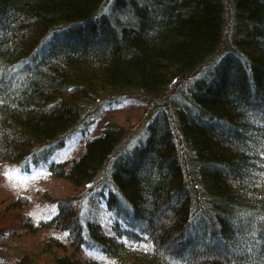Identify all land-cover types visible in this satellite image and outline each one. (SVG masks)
Returning a JSON list of instances; mask_svg holds the SVG:
<instances>
[{"label":"trees","instance_id":"16d2710c","mask_svg":"<svg viewBox=\"0 0 264 264\" xmlns=\"http://www.w3.org/2000/svg\"><path fill=\"white\" fill-rule=\"evenodd\" d=\"M108 2L0 0V165L28 173L104 107L161 99L136 147L107 124L72 162L49 165L76 190L54 214L0 212V225L63 235L11 264H264V0H233L232 36L222 0L135 1L119 25L103 20ZM98 179L106 222L82 209Z\"/></svg>","mask_w":264,"mask_h":264},{"label":"rangeland","instance_id":"374dc122","mask_svg":"<svg viewBox=\"0 0 264 264\" xmlns=\"http://www.w3.org/2000/svg\"><path fill=\"white\" fill-rule=\"evenodd\" d=\"M135 1L140 5L146 3V0H109L103 8V20L111 21L115 25L134 21L132 3ZM222 3H224L226 35L232 36L235 32V25H237L235 4L233 0H222ZM200 75L201 73H198L191 79L198 78ZM186 85L184 84L183 87L185 88ZM182 88L181 85H178L166 91L164 96L168 95L169 104L172 105L176 101L181 102L180 99L184 94V91L181 90ZM175 96L177 98L172 100ZM110 101L106 98L104 103L107 104ZM155 102L152 99L148 100L147 97L144 99L136 97L134 93L133 95L124 97L118 103H114L111 108L104 107L103 111L98 113V115H96L95 111L96 116L92 120L79 125L77 132L72 134L64 147L52 152L51 155L42 159L39 164H31L28 173H25L27 171V165L17 166L10 163L0 165V212L3 216L7 213H10V215L20 214L23 216L22 219L25 218V220L26 213L35 218H43V216H51L54 214L56 201L61 197L73 195L76 190L65 180L51 177L48 172L49 165L52 162H72L74 158L79 157L83 153L85 142L93 138V136L101 134L104 126L107 124H111L122 130V136L124 137L122 146L126 147L131 145L130 147H136L137 143L147 136V122L160 109L161 99L157 97ZM103 106L102 102L90 105L88 107L90 108L89 111H86L84 114L85 117L93 108ZM97 187H103V183L99 179L89 185V191L88 189L86 190L87 193L84 200L82 199L81 201L83 203V213L85 214V218L96 217L101 222H106L108 217L113 215V212L108 210L104 199L93 195ZM46 194L49 197L50 195L52 196L50 197L51 201L47 199ZM92 196L94 197L93 199L91 198ZM16 198H22L26 202L25 204H21L19 209L13 206ZM123 208L126 209L127 207L123 205ZM4 226L6 229L2 230L8 231L9 233L13 231V234L10 237L0 235L1 264L13 263L23 246L32 247L37 245L41 240H44V238L55 235L63 238L62 233L57 230H44L35 234L29 233L25 229L17 231L12 224L4 225L1 223L0 227Z\"/></svg>","mask_w":264,"mask_h":264}]
</instances>
